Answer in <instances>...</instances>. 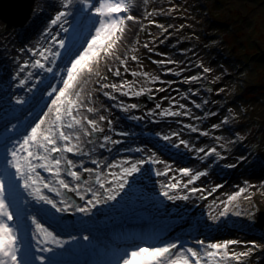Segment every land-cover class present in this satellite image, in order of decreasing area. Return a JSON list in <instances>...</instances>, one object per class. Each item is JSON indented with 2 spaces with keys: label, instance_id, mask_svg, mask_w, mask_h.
I'll return each mask as SVG.
<instances>
[{
  "label": "rangeland",
  "instance_id": "374dc122",
  "mask_svg": "<svg viewBox=\"0 0 264 264\" xmlns=\"http://www.w3.org/2000/svg\"><path fill=\"white\" fill-rule=\"evenodd\" d=\"M64 1L36 0L31 19L20 28L7 29L0 20V52L7 54L8 61L11 60L9 56L13 48L21 49L24 43L38 42L41 30ZM217 1L215 7L212 0H133L134 10L130 14L137 20L127 22L133 28L123 40L124 43L118 42L122 48L117 49V43L111 55L102 53L98 61L92 63V68L99 75L94 73L91 83L82 86L85 72L77 76L73 92L82 86L79 90L80 102L85 105L77 115L96 119L104 131L107 127L111 128L106 134L120 141L119 146L114 144L111 154L112 169L118 180L122 169L128 167V162L165 158L167 163V166L157 167L151 162L150 168L145 163L138 165L140 171L136 174L137 179L126 177V187L119 191L113 202L112 211L119 212L121 218L135 217L141 220V228L135 233L145 228L148 236L151 233L156 235L155 239L143 242L135 238L138 234L131 236L133 232L130 231L121 230L115 234L112 240L114 248L117 252L125 251L121 259L131 251L129 247L133 250L137 246L179 243L181 251L193 248L203 254L207 250L206 246H201L198 241H204L207 245L236 240L244 243L230 245V251H247L251 242L259 246L244 259L243 264H264V228L257 225L258 214L264 210V0ZM98 19L99 16L94 19L88 40L99 26L96 23ZM158 25H163L167 31ZM83 47H86V43ZM133 55L138 60H132ZM122 60L127 61V71ZM157 61L165 63L159 64ZM201 64L203 67H200ZM67 67H70L69 61ZM204 67L211 71L205 73ZM117 68L120 69V76L115 75ZM147 68H152L154 72H148ZM132 72L140 75L133 76ZM145 72L150 76H144ZM177 72L179 75L175 74ZM151 76H158L159 80L154 81ZM193 76L200 79L185 83L186 79L190 80ZM66 78L65 74L63 79ZM124 81L135 85V91L144 89L143 95H156L155 102L146 104L140 96H133L131 92L123 95L122 92L127 91V88L121 92L102 88L105 83L119 85ZM160 88L166 91H158ZM105 92L116 98L105 96ZM72 98L75 99V96ZM131 104H137L138 107L125 112L124 107ZM157 104L160 108L156 107ZM197 104L201 107L197 108ZM180 105H184V108ZM87 107H93L96 111L89 113ZM165 110L180 112L181 115H165ZM46 111L34 122L43 118ZM100 115L108 119L100 121ZM141 117L146 119L143 128L139 127ZM225 119L228 123L222 124ZM108 120L112 121L111 125ZM48 124L49 121H46L42 127ZM216 124H221V127L214 128ZM190 125L198 130L192 132ZM85 126L88 128L86 122ZM203 132L209 135L204 136ZM147 133L156 134L157 137L149 140L146 138ZM175 133L183 137L187 147L177 144L181 138H173ZM92 135L80 133V139L72 141L83 153L71 158L77 167L83 165L91 168L90 160L108 153V150L100 147L101 140ZM165 136L170 139L165 140ZM135 147L142 149L143 153H135ZM200 148L205 149V152H201L205 154L203 159L197 153ZM212 148H216L219 155H206ZM152 149L157 151L151 152ZM153 153L157 154L152 156ZM173 166V173L169 170V175H157ZM183 166L194 172L207 173L191 183L193 188L199 184L206 185V199L199 198L197 194L189 195L187 191L184 196L188 199H181L178 196L182 193L175 194L164 187L171 183H177L178 186L179 183L183 184L179 173ZM148 168L151 176L155 177L152 179L154 186L142 183V178L149 176ZM85 177L87 180L82 181V189L90 185L93 174L85 173ZM112 187L115 190L116 184ZM240 188H245V193L229 201V197ZM166 190L177 198L169 200L163 195ZM124 197L130 202L123 204ZM140 197L142 200L138 201ZM167 207L173 208L171 215L167 213ZM202 212H210L216 218H207ZM185 218L187 222H195H182L179 228L167 231ZM149 220L154 223L151 224ZM97 231L95 229L91 233ZM165 232L168 235L161 240L160 235ZM188 241L194 243L188 244ZM17 246L23 247L21 244ZM19 258L23 264H31L27 260L28 250L19 253ZM121 259L116 264H122ZM219 264L237 262L221 260Z\"/></svg>",
  "mask_w": 264,
  "mask_h": 264
},
{
  "label": "snow or ice",
  "instance_id": "6c2138e0",
  "mask_svg": "<svg viewBox=\"0 0 264 264\" xmlns=\"http://www.w3.org/2000/svg\"><path fill=\"white\" fill-rule=\"evenodd\" d=\"M73 3V0H65L64 7H68ZM98 5V6H97ZM89 8H94L97 16L100 17L96 21L99 25L95 28V34L91 36V39L86 41V47H83L81 50H78L74 58L69 60L70 67L66 68V79H62V87L60 88H52L50 92H48V96L51 97L54 93L55 98L51 100L52 107H48L47 112L43 113V118L39 119L34 126L30 127V132L26 133L23 137L22 141H18V148H15L12 151L13 157V167L16 168L17 174L21 175V178L24 179V187L30 188L38 182H43L42 187L48 189L49 191H56L59 194V189L53 187L49 182H47L46 178L41 175V171L47 172L49 175L56 177V183L63 189L69 192H76L79 194L81 189L82 181H86L87 177L83 176L80 171H75L73 168L76 166V162L66 156L62 155L63 153H73V154H83L81 150L78 149L77 145L72 144L73 139L79 140L80 133L85 136H91L93 132H103L104 128L100 127L98 121L96 119H89L87 116H78L80 108L85 105L80 102V93L78 91L73 92L74 87L77 84V76L83 72H87L89 75L92 74L93 68L92 63L94 61H98V58L102 53L106 55H111L112 50L115 48L116 44L123 39V35L127 26L128 21H136L137 17L131 15V11L134 10L133 0H96L94 3H87ZM124 13V15H121ZM69 13L65 11L59 12L54 19L51 20L52 25H56L58 22H61ZM62 27V24H61ZM158 27L164 28L163 25H158ZM166 32L167 29L164 28ZM59 47L63 49L65 47L64 41L61 39L59 41ZM147 48L148 46L145 45ZM45 52H50V49H44L43 51L33 52V55H39L43 57L44 60H48V56H45ZM54 58L60 57L61 53L59 51L51 53ZM132 60H138V57L133 55L131 57ZM169 63H174L173 61H168ZM122 64L125 65V70L127 71V61L122 60ZM156 63L164 64L165 61H157ZM33 68L45 69V64L41 63V60L37 59L31 65ZM27 67V65H25ZM200 67H203L201 64ZM23 70V69H21ZM46 70L48 72H53L52 67H47ZM111 71V69H109ZM169 71H172L169 69ZM203 71L205 73L210 72L211 69L204 67ZM120 69L117 68L115 70V75L120 76ZM133 76L140 75V73L132 72ZM179 75V73H175ZM31 76V73H29ZM96 75H99V72H96ZM144 76H150L149 73H143ZM152 80H159L158 76H151ZM200 77L193 76L189 79L185 80V83H190L192 81L199 80ZM219 79V77H217ZM24 83V81H21ZM102 88H112L117 92H121L122 89L127 88V91H123V95H128L129 92L133 96H141L144 94V89L139 91H135L132 89V84L130 82L124 81L121 84H103ZM158 91H166L164 88L158 89ZM223 91V89H221ZM75 96V99L72 96ZM105 96H110L112 99H115V96H112L111 93L105 92ZM206 103V101H205ZM138 107L137 104H131L127 107H124V111L127 112L130 109H136ZM157 108H160V105H156ZM181 108H184V105H180ZM197 108L201 107L200 104L196 105ZM55 110V111H54ZM87 112L93 113L96 111L93 107H87ZM165 115H173L179 116L180 112H172L170 110H165ZM187 115L188 113H183ZM51 115V119H50ZM108 119L104 115L99 116V120L103 121ZM132 119H139L138 117H132ZM46 121H49L47 127H42L46 124ZM85 122L87 125H91V129H88L85 126ZM109 125H111L112 121L108 120ZM222 124H227L228 120L225 119L221 122ZM192 132H196L198 129L194 126H189ZM214 128L219 129L221 124L213 125ZM204 136H208V132L202 133ZM121 135H127V133H121ZM165 140L170 139L168 136L164 137ZM105 141H110L112 144L120 143L119 140H113L110 136L104 137ZM180 144H184L187 147V142L184 140L180 141ZM105 144H101L100 147H105ZM140 151V149H137ZM200 152H205L204 148L199 149ZM217 154L216 148H212L210 152L206 153V155ZM63 160V173L61 172ZM96 163L95 160L92 161ZM146 160H139L135 163H131L130 167H124L122 169V174L119 176V180L116 184V189H107V191L111 192V195L107 196V200H115L116 196L119 194V191L123 190L128 181L126 177L133 175L134 173H138L140 171V167L138 165H142L146 163ZM152 163H164L158 159H152ZM114 166V165H110ZM83 173H96L95 169L83 167ZM167 169L163 172H158L157 175H167ZM184 176L190 177L187 184H191L194 180L200 179V177L205 176L207 173L203 171H193L190 168L180 169ZM65 177H71L72 180H75L77 183L73 186L71 180H66ZM112 175H116L113 173ZM32 176H35L36 179H32ZM95 183L99 184L101 188H104V183L101 182V177L99 173H96ZM111 183V182H109ZM187 184H184V187H187ZM167 189H177V183H171L164 186ZM37 192L40 191V188L36 189ZM88 191H91V188H88ZM192 192H198L200 189L192 188ZM245 188H240L239 191L229 197V201L236 200L238 195L245 193ZM163 195L167 197L169 200L175 199L177 197L169 195V191H164ZM93 196L96 199V203H99V195L97 193H93ZM83 199L84 197L81 196ZM183 199H188L187 196L180 197ZM4 195L3 190L0 188V264H8L10 260L12 264H16V243H17V232L14 231L13 227L10 226V223L14 217L12 213L6 210L7 205L4 203ZM43 203L51 205L52 208H56L57 211H65L64 208H57L56 203L53 202L46 195H39L37 197ZM89 205H93V201L91 199L87 200ZM94 206V205H93ZM80 212H85L87 209L84 207H80L78 209ZM227 210L225 209V212ZM36 228L45 232L48 236L52 237V241L56 242V237L53 232L48 231L47 228L44 227L43 224L33 220ZM87 239V237H84ZM201 246H205L204 241H198ZM244 242L229 240L223 243H210L206 245V251L201 254L193 248H187L183 251L178 249L176 243H166L162 246H137L129 253L126 254V257L123 258L122 264H201L203 260V264H219L221 260H234L237 264H243L245 258L249 257L251 252L259 247L254 242L250 243V246L247 247V251L236 252L235 250H229L230 245L242 244ZM51 251V249H47ZM187 254H190L187 255ZM3 257H7L5 260ZM139 257V261H135L133 258ZM195 258V259H192Z\"/></svg>",
  "mask_w": 264,
  "mask_h": 264
},
{
  "label": "bare ground",
  "instance_id": "6f19581e",
  "mask_svg": "<svg viewBox=\"0 0 264 264\" xmlns=\"http://www.w3.org/2000/svg\"><path fill=\"white\" fill-rule=\"evenodd\" d=\"M0 20H1V22L2 23H5L6 24V27H7V29H12V28H20V27H23L24 25H21V26H16V25H13V26H8V22L7 21H5L4 19H2L1 17H0ZM127 30H125V32H124V35H123V39L122 40H120V43H124L123 42V40H125L128 36H129V34H130V31L132 30V28H133V25H131V24H127ZM92 30V29H91ZM89 31V33H88V35L86 36V38H85V41H87L88 40V38H89V36H90V34H91V32L92 31ZM84 41V42H85ZM120 43H118L119 44V47L117 48V49H120V48H122V45L120 44ZM23 53V50H22V48L20 49V48H13L12 49V52L10 53V55H12V56H17V55H20V54H22ZM94 70V69H93ZM147 70H148V72H150V73H153L154 72V70L152 69V68H147ZM87 72L85 71V74H86ZM94 73V71L92 72V74ZM64 76H65V73L62 75V79L64 78ZM61 79V80H62ZM92 79V78H91ZM92 81H90V83H91ZM81 84H84L83 82L81 83ZM134 87H135V85H133L132 86V89H134ZM36 116V115H35ZM174 136H175V138H176V140H177V138L178 137H180L181 139H179V140H183V137L182 136H178L176 133L175 134H173ZM178 140V141H179ZM177 141V144H180V142H178ZM114 145V144H113ZM184 145V144H183ZM197 153H199L200 155H201V157H202V159H203V156L205 155V154H203V153H201V152H199V151H197ZM163 162H164V164L163 165H166L167 163H166V160H165V158H164V160H163ZM183 177H185V176H182L181 178L183 179ZM0 178L1 179H5L6 181H7V183H9L8 182V180H9V178H8V176L7 175H5L4 177H2V173H1V171H0ZM190 177H186V179H189ZM5 183V181L4 180H2V183ZM148 182H150L151 183V180H150V178H149V180H148ZM187 182H188V180L186 181V180H184V182H183V185L184 184H187ZM1 183V180H0V185L2 184ZM142 183L143 184H147L146 182H144V181H142ZM183 185H180L179 186V188L181 189L180 191H179V193H182V194H180L178 197H182V196H184L185 194H187V193H185L184 191H187L188 192V190L190 189L189 187H191V184H187V187H184ZM179 188L177 189V191L179 190ZM136 190H138V189H136ZM122 193H124V192H122ZM112 193L111 192H108L107 193V195H105V197H104V199H106L107 198V196L108 195H111ZM128 195V194H127ZM116 198H117V196H116ZM107 200V199H106ZM107 201H114V200H107ZM6 205V204H5ZM11 203H8L7 204V208H10L11 207ZM13 205L16 207V208H19V205H17L16 203H13ZM203 213V212H202ZM113 215H115V216H120V214H119V212H114L113 213ZM208 217L209 218H216L215 216H213L211 213H208ZM10 223V222H9ZM10 226H12L13 227V229H14V231H16L17 232V243H16V264H23L22 262H21V259L19 258V248H18V244H21V245H23V244H25L26 243V239H25V241L24 240H21V238H20V236L19 235H23L22 234V232H21V230L20 229H18L14 224H11L10 223ZM113 230H116V226H114L113 227ZM19 232L21 233V234H19ZM110 232H108V233H106V234H102V233H100L99 231H97L95 234H97L99 237H102V238H107V239H109V240H111V239H113L114 240V238L116 237V235H114V233H112V234H109ZM138 235L140 234V233H137ZM151 235H153L152 233H151ZM122 252H125V251H116V254L118 255V259L121 257V254H122ZM5 260H7V258L5 257L4 258ZM135 261H139L140 260V258L139 257H134L133 258ZM123 259H121V261H122ZM29 262V261H28ZM30 263V262H29ZM32 264V263H31Z\"/></svg>",
  "mask_w": 264,
  "mask_h": 264
},
{
  "label": "water",
  "instance_id": "95a60500",
  "mask_svg": "<svg viewBox=\"0 0 264 264\" xmlns=\"http://www.w3.org/2000/svg\"><path fill=\"white\" fill-rule=\"evenodd\" d=\"M35 1L36 0H0V17L8 22V26L24 25L31 16ZM142 97L148 102L152 99L150 95H143ZM258 224L260 227H264V211L259 214Z\"/></svg>",
  "mask_w": 264,
  "mask_h": 264
},
{
  "label": "trees",
  "instance_id": "16d2710c",
  "mask_svg": "<svg viewBox=\"0 0 264 264\" xmlns=\"http://www.w3.org/2000/svg\"><path fill=\"white\" fill-rule=\"evenodd\" d=\"M212 3L215 5V7H216V5L218 4V1L217 0H212Z\"/></svg>",
  "mask_w": 264,
  "mask_h": 264
}]
</instances>
